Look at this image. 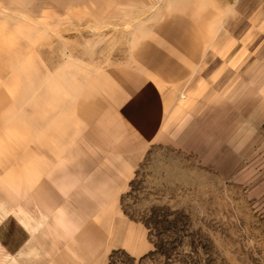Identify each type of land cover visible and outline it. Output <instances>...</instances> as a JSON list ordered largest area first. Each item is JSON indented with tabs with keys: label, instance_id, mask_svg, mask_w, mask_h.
I'll return each instance as SVG.
<instances>
[{
	"label": "rangeland",
	"instance_id": "obj_1",
	"mask_svg": "<svg viewBox=\"0 0 264 264\" xmlns=\"http://www.w3.org/2000/svg\"><path fill=\"white\" fill-rule=\"evenodd\" d=\"M164 1L0 0V264H264V0L184 3L202 60L147 108L123 71ZM109 70L149 135L90 87Z\"/></svg>",
	"mask_w": 264,
	"mask_h": 264
},
{
	"label": "crops",
	"instance_id": "obj_2",
	"mask_svg": "<svg viewBox=\"0 0 264 264\" xmlns=\"http://www.w3.org/2000/svg\"><path fill=\"white\" fill-rule=\"evenodd\" d=\"M184 3L187 4L188 0H165L164 5L158 7L155 17L152 16L149 20H144V25L137 27L132 33L131 37L135 36L138 43L136 49H131V59L134 61L135 71L129 72L127 70L128 73L123 72L126 74L125 78L129 77L131 81L136 78L137 82H141L140 87H136V93L140 90V93H137L136 97L140 95L139 98H143V102L146 103L147 108H151L152 106L151 104L148 106L147 102L151 101L154 103L156 100L159 101L160 94H158L156 87L161 85L166 86L167 84L176 85L186 80L194 73L202 60L206 38L198 21L192 16H187L186 12H188L189 5L183 6ZM161 7H164V9L160 10ZM101 72L99 75L96 73L93 75L92 79L89 80V85L95 88V92L97 91L98 94L105 98L107 107H110V112L115 114L119 109L124 115V119L118 117L115 118V122L118 120V124L124 126L131 124L135 130H141L143 135H149L148 131L153 127L151 128L148 123H152L154 118L145 119L144 122H137L133 113L128 114L124 110H121L125 108V102L128 101L124 97L125 88L123 84H115L114 78L108 79L110 78L109 75L113 74L110 70ZM142 83H144V86ZM91 93L83 90L80 97L83 100L90 101L92 99ZM154 109L152 110L153 112L160 114L161 104L158 103ZM147 120L151 121L148 122ZM87 121L89 122L88 119ZM140 123L145 124L144 129L140 127ZM115 129L121 136L117 139V143L120 146L117 150L118 152H111V154L122 155L134 152L139 140L136 137L137 133L134 134L135 130H132V133H127L126 138L123 139V129L121 126L117 125ZM88 137L97 139V133H90ZM104 140L108 149L104 151L108 152L110 151L108 146L112 144L114 139L110 136V138ZM108 160L114 161L116 159ZM59 173L55 171L54 174L56 175L52 177L57 190L63 187L62 177L59 176ZM91 174L92 172L88 174L87 180L85 179L82 185L87 190L94 188L100 189L104 194L108 193L110 184L101 179L94 180ZM81 193L86 192L81 191Z\"/></svg>",
	"mask_w": 264,
	"mask_h": 264
},
{
	"label": "bare ground",
	"instance_id": "obj_3",
	"mask_svg": "<svg viewBox=\"0 0 264 264\" xmlns=\"http://www.w3.org/2000/svg\"><path fill=\"white\" fill-rule=\"evenodd\" d=\"M142 26H143V25H142ZM135 27H136V26H135ZM63 69H64V68H63ZM47 83H48V81H47ZM50 88H51V86H47V88L45 89V92H44L43 94H44L46 97H48V98H51V97H52V99H53L52 101L55 103V105H56V104L58 105L57 101H58V102H59L60 100L63 101V99H62L61 97L66 98V95H67L68 91L63 90L59 96H58V95L55 96L54 94H52Z\"/></svg>",
	"mask_w": 264,
	"mask_h": 264
}]
</instances>
